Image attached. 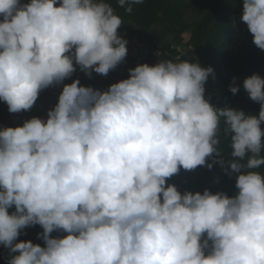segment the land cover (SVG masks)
I'll return each mask as SVG.
<instances>
[{
  "label": "clouds",
  "instance_id": "9594fccd",
  "mask_svg": "<svg viewBox=\"0 0 264 264\" xmlns=\"http://www.w3.org/2000/svg\"><path fill=\"white\" fill-rule=\"evenodd\" d=\"M141 3L116 7L130 14ZM238 19L264 51V0H243ZM123 23L108 0H0V101L10 113L30 110L74 63L106 76L127 55ZM209 76L211 67L178 59L140 64L106 91L73 80L46 120L0 130L8 264H264V78L243 80L260 105L251 115L211 105ZM228 90L237 94L236 78ZM213 164L235 174L234 196L166 184L181 169ZM35 225L43 247L16 242Z\"/></svg>",
  "mask_w": 264,
  "mask_h": 264
},
{
  "label": "trees",
  "instance_id": "16d2710c",
  "mask_svg": "<svg viewBox=\"0 0 264 264\" xmlns=\"http://www.w3.org/2000/svg\"><path fill=\"white\" fill-rule=\"evenodd\" d=\"M30 0H21V3H29ZM112 3L116 13L122 18L123 25L135 27L139 32H146L152 27L158 26L161 37L170 36L176 44L186 38V45L193 49L197 61L201 67H211L214 77L206 81L205 99L215 107H230L251 115H258L260 105L249 99L244 91L243 80L252 74L264 78V51L256 48L252 43V36L246 27L239 21L242 13L243 0H143V3L133 5V11L129 14L124 9L116 7V0H108ZM59 6V3L57 4ZM190 9L199 16L198 20L188 23L185 19V10ZM148 43L152 39H147ZM156 42H160L158 39ZM166 48L160 47L155 54L150 53L139 62L130 61L125 69L117 74L114 81L100 79L94 72L91 77L83 71H75L65 84H71L73 80H79V86L91 87L96 90L106 91L112 84L127 79L129 69L140 64L154 66L163 60H175V51L166 52ZM236 78L239 86L237 94L229 92V85ZM52 90V86L42 90L39 96L46 95ZM23 111L10 113L6 103L0 101V124L17 122L23 124ZM31 119L30 117L27 119ZM26 121V120H25ZM221 125L220 148L223 151L221 157L225 162L229 159V140L223 132ZM264 129V124L261 125ZM264 142V137H262ZM212 158L206 161L211 163ZM166 184L174 185L183 194L185 191L203 193L205 189L215 194L223 192L232 197L236 194L235 174L232 177L225 175L219 164H213L212 168L197 167L191 171L181 169L178 174L166 181ZM14 208L9 209L11 213ZM42 232L39 225L27 227L21 230V235L16 242L31 241L33 244L43 247V241L37 238ZM52 237L66 235L62 231H54ZM15 255V254H13ZM10 259L8 249L0 245V264H8Z\"/></svg>",
  "mask_w": 264,
  "mask_h": 264
},
{
  "label": "rangeland",
  "instance_id": "374dc122",
  "mask_svg": "<svg viewBox=\"0 0 264 264\" xmlns=\"http://www.w3.org/2000/svg\"><path fill=\"white\" fill-rule=\"evenodd\" d=\"M185 2L189 0H184ZM199 16L194 14L190 9L185 10L184 19L188 23H193L197 21ZM118 35L127 41L126 48H127V55L120 64L114 70H110L109 73L104 76L94 72V74L100 79H108L114 81L117 77L118 73H121L127 64L130 61L139 62L144 57L149 55L150 53H157L160 47L166 48V52L175 51L177 53V57L174 61L178 59H187L189 63L197 62L196 56L194 54L193 49L186 45V38H183L181 43L176 44L172 41L170 36H163L161 37L158 33V26L152 27L146 32H139L135 27L123 25L118 29ZM152 39V42L149 44L147 39ZM160 42H156V40ZM76 71H81L78 66L75 65ZM212 76H209L210 79ZM66 79L61 82V84H54L52 85V90L49 91L46 95L39 96L35 101L33 107L28 111H23V121L27 120L29 117H37L41 120H46L47 112L54 108L58 101V96L62 91L63 85H65ZM17 122L13 124L1 123L0 130H3L7 127H19ZM63 236H58V238H63Z\"/></svg>",
  "mask_w": 264,
  "mask_h": 264
}]
</instances>
